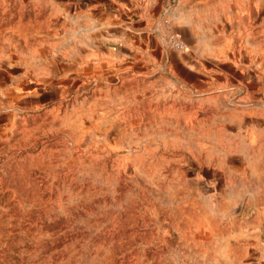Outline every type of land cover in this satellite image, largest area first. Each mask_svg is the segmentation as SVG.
Wrapping results in <instances>:
<instances>
[{"label":"rangeland","instance_id":"rangeland-1","mask_svg":"<svg viewBox=\"0 0 264 264\" xmlns=\"http://www.w3.org/2000/svg\"><path fill=\"white\" fill-rule=\"evenodd\" d=\"M70 1L0 0V264H251L218 108L97 90L59 35Z\"/></svg>","mask_w":264,"mask_h":264},{"label":"crops","instance_id":"crops-1","mask_svg":"<svg viewBox=\"0 0 264 264\" xmlns=\"http://www.w3.org/2000/svg\"><path fill=\"white\" fill-rule=\"evenodd\" d=\"M73 1L64 4L73 20L63 18L59 35L70 38L73 32L74 66L96 75L97 90L144 85L172 99H191L202 110L218 108L224 118L219 125L230 133L224 155L246 177L235 201L241 205L233 212L234 232L251 264H264V47L257 5L253 0L245 6L225 0ZM167 21L185 51L165 44Z\"/></svg>","mask_w":264,"mask_h":264},{"label":"built area","instance_id":"built-area-1","mask_svg":"<svg viewBox=\"0 0 264 264\" xmlns=\"http://www.w3.org/2000/svg\"><path fill=\"white\" fill-rule=\"evenodd\" d=\"M165 31L163 33V40L167 47L177 50L185 51L187 45L181 38L180 34L172 27L169 21L165 22Z\"/></svg>","mask_w":264,"mask_h":264}]
</instances>
